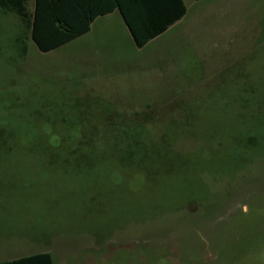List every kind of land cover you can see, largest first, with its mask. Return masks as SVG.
Returning <instances> with one entry per match:
<instances>
[{"label":"rangeland","instance_id":"374dc122","mask_svg":"<svg viewBox=\"0 0 264 264\" xmlns=\"http://www.w3.org/2000/svg\"><path fill=\"white\" fill-rule=\"evenodd\" d=\"M262 1L142 51L115 15L40 52L0 8V259L264 264Z\"/></svg>","mask_w":264,"mask_h":264},{"label":"trees","instance_id":"16d2710c","mask_svg":"<svg viewBox=\"0 0 264 264\" xmlns=\"http://www.w3.org/2000/svg\"><path fill=\"white\" fill-rule=\"evenodd\" d=\"M31 0H0V8L18 17L21 29L29 34L30 39L41 52H48L75 39L89 30L91 20L103 13L111 11L110 7L84 8L80 0H33V10L30 12ZM143 0H133V8L125 6V0H114L127 24L137 46L144 45L150 38L165 29L169 22L176 20L174 16L160 23L158 16H152L150 10L144 8ZM185 6L181 3L180 14ZM26 52H22L24 55ZM0 264H53L49 252H38L21 256Z\"/></svg>","mask_w":264,"mask_h":264},{"label":"crops","instance_id":"0c3cea01","mask_svg":"<svg viewBox=\"0 0 264 264\" xmlns=\"http://www.w3.org/2000/svg\"><path fill=\"white\" fill-rule=\"evenodd\" d=\"M80 1H81V4L84 6L85 9L86 8L96 9V8H103V7H110L112 9H111V11H109L107 13H103V14H99V15L95 16L90 22L89 30L86 31L85 33L79 35L76 38L81 39L82 37L89 35L91 33V31L93 30L95 24L98 21L110 20L115 15H118L119 19L121 20V22L124 24V26L128 30L131 46L136 48V50L142 51L150 43H152L153 41H156L157 39L164 37V35H166V34H170L171 36L176 35L178 37H179V35H181L183 33H185L186 35L189 34V36L193 35V33H191V32L195 28L194 25L202 23V22L205 23V21H203V19H201L202 14H200V11H198V10L206 9V8H219V9L224 8L225 9L228 6L225 7L224 4L229 3V1H231V0H143L142 4L144 5V8L146 7L147 10H150L152 12V13H150V15H152V16H149V17L157 16L156 15L157 13H155V10H156V12L158 11L160 23H163V21L170 19L176 15L179 17L176 20L169 22L167 27L165 29H163V31H161L156 36L150 38L142 46L136 45L135 40H134L133 36L131 35L129 28H128L127 24L125 23L122 15L118 9V5L115 3V6L112 7L114 0H80ZM242 1L252 2V3L263 2L262 0H242ZM181 3H183V5L185 6V11H184V13L179 15L180 11H181ZM125 6L128 8H133V0H125ZM29 10H30V12H32V10H33V0H31L29 3ZM191 14H192L191 19H193V21L188 23V22H186V20L190 17ZM218 15H221V13H219ZM73 40H71V41H73ZM69 42H67V43H69ZM65 44H63V45H65ZM39 252H47V251H39ZM34 253H38V252H32V253L24 254L21 256L30 255V254H34ZM21 256L3 258V259H0V261H9V260L17 259Z\"/></svg>","mask_w":264,"mask_h":264}]
</instances>
